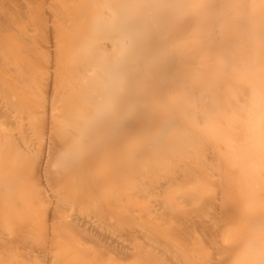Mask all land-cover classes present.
<instances>
[{
    "label": "bare ground",
    "instance_id": "6f19581e",
    "mask_svg": "<svg viewBox=\"0 0 264 264\" xmlns=\"http://www.w3.org/2000/svg\"><path fill=\"white\" fill-rule=\"evenodd\" d=\"M0 264H264V0H0Z\"/></svg>",
    "mask_w": 264,
    "mask_h": 264
}]
</instances>
